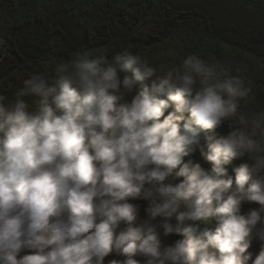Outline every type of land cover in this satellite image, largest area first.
I'll return each mask as SVG.
<instances>
[{"label":"clouds","instance_id":"clouds-1","mask_svg":"<svg viewBox=\"0 0 264 264\" xmlns=\"http://www.w3.org/2000/svg\"><path fill=\"white\" fill-rule=\"evenodd\" d=\"M249 91L199 55L157 68L125 49L77 52L0 95V264H264V245L248 251L264 241V110H243ZM221 126L201 149L210 170L185 162ZM160 229L181 238L163 245Z\"/></svg>","mask_w":264,"mask_h":264},{"label":"trees","instance_id":"trees-1","mask_svg":"<svg viewBox=\"0 0 264 264\" xmlns=\"http://www.w3.org/2000/svg\"><path fill=\"white\" fill-rule=\"evenodd\" d=\"M125 49L157 68L179 66L190 54L219 63L250 89L243 110H264V0H0V95L11 98L35 74L54 78L55 65L77 52L111 58ZM227 131L201 132L185 162L210 170L201 149L207 137ZM245 162L247 157L226 165L228 176L234 178L233 169ZM129 202L138 206V220L147 219V201ZM257 207L243 202L241 211ZM187 226L214 230L215 222L185 220ZM160 232L163 245L181 238ZM113 259L123 257L113 252L104 264Z\"/></svg>","mask_w":264,"mask_h":264},{"label":"rangeland","instance_id":"rangeland-1","mask_svg":"<svg viewBox=\"0 0 264 264\" xmlns=\"http://www.w3.org/2000/svg\"><path fill=\"white\" fill-rule=\"evenodd\" d=\"M209 62H211V61H209ZM179 181H180L179 178L172 179L173 183H178ZM262 245H264V241H260L257 237H253L251 246L248 249L249 252L253 253V258H255V255L258 254Z\"/></svg>","mask_w":264,"mask_h":264}]
</instances>
